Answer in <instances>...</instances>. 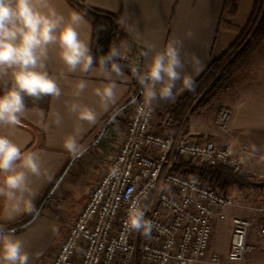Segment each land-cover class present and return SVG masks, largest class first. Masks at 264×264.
I'll return each instance as SVG.
<instances>
[{
    "label": "crops",
    "instance_id": "0c3cea01",
    "mask_svg": "<svg viewBox=\"0 0 264 264\" xmlns=\"http://www.w3.org/2000/svg\"><path fill=\"white\" fill-rule=\"evenodd\" d=\"M83 1L93 8L111 13L113 18L88 14L73 0H48V3L65 16L72 10L84 15L87 23L81 27V35L90 40L94 57H98L100 43L117 31L120 33L117 46H126L122 48L123 53L140 54L143 63L139 69L143 70L146 63L143 56L146 44L160 49L170 39L180 38L184 41L185 53H195L201 61L196 71L188 69L194 82L237 40L255 2L235 0L234 7L231 3L226 7V0ZM104 49L105 47V54ZM121 67L123 75L117 81L116 89L118 99L105 111L94 94V90L105 83L102 77L95 70L87 75H64L66 69L53 52L50 71L57 76L63 94L59 98L44 96L35 101L26 97L27 110L20 124L14 128L0 126V135H8L23 151L29 149L38 153L42 171L46 173L44 176L31 178L36 196L34 210L30 214L36 210L40 200L71 162L74 161L70 169L75 167L77 160L83 162L91 156L93 149L86 152L85 150L97 140L109 116L135 97L140 84L133 76L132 70L123 64ZM82 78L87 79L88 87L80 96H76L75 85ZM187 93V90H178L175 102L155 101L154 126L159 132L176 139L209 136L219 143H229L234 147L242 162V171L247 174L249 181L243 185L232 184L226 190L234 196L235 204L227 208L223 216L213 218L214 236L211 251L220 254L223 264H264V42L237 73L233 86L216 102L200 111L189 109L179 118L173 112L174 106ZM142 97L144 98L143 95ZM74 102L94 108L98 113L96 124L89 125L79 121L76 115L69 111V106ZM223 108L231 110L227 130H220L216 123L217 114ZM41 111L44 113L43 117L40 116ZM168 112H173V120L164 128L162 120ZM57 114L62 117L59 125L55 123ZM113 124L101 140H107L111 134L117 137V130L111 129ZM77 127L80 128L79 143L84 148L83 153L78 156L70 154L64 148L65 139L74 134ZM90 165L93 170L89 173L91 182L88 192L99 177L96 162ZM49 202L28 227L15 232L27 242L31 264H49L70 226H65L60 214L48 208ZM4 205L3 198H0V226L4 228L30 215L24 214L9 222L4 218ZM260 208L263 209L259 211ZM235 216L246 217L253 222L248 237L252 250L241 261L228 259Z\"/></svg>",
    "mask_w": 264,
    "mask_h": 264
},
{
    "label": "built area",
    "instance_id": "2783aa9c",
    "mask_svg": "<svg viewBox=\"0 0 264 264\" xmlns=\"http://www.w3.org/2000/svg\"><path fill=\"white\" fill-rule=\"evenodd\" d=\"M119 35L116 32L106 40L105 54L117 45ZM121 59L138 68L143 63L137 53H124ZM143 101L141 97L128 107L130 117L118 132V148L103 161L97 181L49 264H223L220 254L211 251L213 218L223 216L235 198L177 166L194 160L242 171V162L229 143L208 136L176 139L159 132L154 107L148 117L138 114ZM230 117V109L219 111L220 130H227ZM172 120V113H166L163 127ZM134 202L153 223L149 235L126 224ZM252 227L249 218H233L229 260H244L252 250L248 243Z\"/></svg>",
    "mask_w": 264,
    "mask_h": 264
},
{
    "label": "clouds",
    "instance_id": "9594fccd",
    "mask_svg": "<svg viewBox=\"0 0 264 264\" xmlns=\"http://www.w3.org/2000/svg\"><path fill=\"white\" fill-rule=\"evenodd\" d=\"M87 21L81 12L72 10L67 16L51 7L48 0H0V126L16 127L27 110L25 98L34 101L49 96L59 98L62 88L50 71L52 53L66 69L64 75L94 70L105 81L94 90L103 110L114 105L117 81L123 75L120 59L126 46L112 45L107 54L94 57L91 42L81 35ZM143 70L133 68L132 74L143 89L144 101L137 112L148 117L155 101L175 102L177 92L193 91L194 79L188 69L196 71L201 64L195 54H187L184 41L170 39L162 48L146 44ZM88 87L87 79L75 85L74 95L80 96ZM69 111L81 122L96 124L97 111L86 104L74 102ZM43 111L40 116L43 117ZM62 117L57 114L55 123ZM80 128L64 141L72 155H80ZM46 175L35 151H23L8 135H0V198H3L4 218L11 222L34 210L36 192L32 177ZM126 224L132 231L149 235L151 220L138 203L130 205ZM0 264H31L27 242L11 229L0 226Z\"/></svg>",
    "mask_w": 264,
    "mask_h": 264
},
{
    "label": "trees",
    "instance_id": "16d2710c",
    "mask_svg": "<svg viewBox=\"0 0 264 264\" xmlns=\"http://www.w3.org/2000/svg\"><path fill=\"white\" fill-rule=\"evenodd\" d=\"M73 1L88 14L104 15L111 19L113 18L111 13L93 8L86 4L83 0ZM230 3L232 4V7H234L235 0H226L225 6L227 7ZM114 33H112L110 36H112ZM110 36L100 43L99 51H97L98 57L105 55L103 48L106 40ZM263 42L264 0H255L250 17L246 25L242 28L237 40L222 54L219 59H215L210 64L208 69L195 82L194 90L188 91V93L177 102L173 110L176 116L182 118L189 109L191 111H199L207 108L219 96L231 88L234 84L237 73L246 65L250 57L257 49L260 48ZM120 64L127 66L130 70L133 68H138L129 61L122 59H120ZM139 91L140 85L135 97L138 95ZM134 98L130 99L123 106L114 111L109 116L107 122H109L114 114L120 110L118 115L113 119L111 123L112 125L118 116L126 111L127 108L123 109L124 106L128 105ZM24 151H29V149ZM177 169L190 173L202 180H210L224 191H226L227 188L232 184L243 185L248 182V177L245 172L235 171L233 168L223 164L210 165L207 163L202 166H197L191 164L190 162L182 161L177 166ZM54 185L48 190V192L52 190ZM48 192L40 200L36 210L32 214L19 221L7 225L5 229H11L12 231L16 232L28 227L36 219L34 217L47 198L49 194Z\"/></svg>",
    "mask_w": 264,
    "mask_h": 264
},
{
    "label": "rangeland",
    "instance_id": "374dc122",
    "mask_svg": "<svg viewBox=\"0 0 264 264\" xmlns=\"http://www.w3.org/2000/svg\"><path fill=\"white\" fill-rule=\"evenodd\" d=\"M220 97L221 96H219L214 102H216ZM212 104H210L209 106H211ZM129 117L130 110L129 108H127L126 111L120 114L118 118L114 121L113 127L111 129L117 130V132H122L125 129ZM118 137L119 133L117 134V137H114L111 134V137H109L107 140H101L97 145L92 148L93 150L90 149L92 150L91 156L87 157V160H83V162L80 159L77 160V162L75 163V167L70 169L68 173H66L61 184H59L51 199L49 200L50 202L48 204V208L52 209L55 213L60 214L61 221L65 226L69 224L71 225L73 223L85 203V200L89 193L88 190L90 188L91 182L89 173L91 172V170H93V167L90 164L96 162V171L101 170L103 161L105 159L107 160L108 156L118 148L120 142V140H118ZM209 138L216 140L213 137ZM186 162H190L191 164L197 166L207 164L205 162H199L194 160H186ZM69 165L67 166L66 170H64L60 174L59 178L55 182V185L64 176L65 172L69 168ZM205 181H208L213 188H216L222 192H227L218 187L214 182H211L210 180ZM51 191H49L48 193H50Z\"/></svg>",
    "mask_w": 264,
    "mask_h": 264
},
{
    "label": "water",
    "instance_id": "95a60500",
    "mask_svg": "<svg viewBox=\"0 0 264 264\" xmlns=\"http://www.w3.org/2000/svg\"><path fill=\"white\" fill-rule=\"evenodd\" d=\"M142 95H143V89H142V87L140 85V91H139L138 95L128 105L124 106L123 109H126V108L130 107L134 102H136L137 100H139L142 97ZM119 111L116 112V114H114V116L111 118V120H109V122H107L106 126L103 128V130H102L101 134L98 136L97 140L89 148H87L85 150V152L88 151V150H90V149H92L95 145H97L101 141V139L103 138V136L107 133V131L109 129V126L111 125L113 119L118 115ZM73 163H74V161L71 162V164L69 165V168L67 169V171L71 168V166H72ZM67 171L65 172V174L61 178V180L54 186V188L52 189V191L48 194L47 198L45 199V201L43 202V204L41 205V207L37 211V213H36V215H35L34 218H37L40 215V213L43 211V209L45 208V206L47 205V203L51 199L52 195L54 194L55 190L57 189V187L59 186V184L64 179Z\"/></svg>",
    "mask_w": 264,
    "mask_h": 264
}]
</instances>
